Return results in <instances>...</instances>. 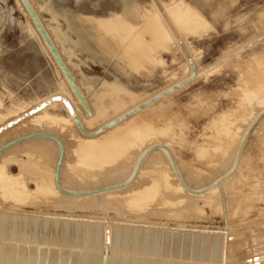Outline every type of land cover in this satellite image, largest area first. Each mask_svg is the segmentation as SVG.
Masks as SVG:
<instances>
[{"label": "rangeland", "instance_id": "obj_1", "mask_svg": "<svg viewBox=\"0 0 264 264\" xmlns=\"http://www.w3.org/2000/svg\"><path fill=\"white\" fill-rule=\"evenodd\" d=\"M27 1L40 18L78 90L85 94L88 109L98 99L102 100L104 109L94 123L83 120L87 112L73 94L43 38L34 33L33 21L21 0H0V51H3L0 52V96L4 103L22 99L43 106L41 100L44 99L48 112L71 120L65 122L64 131L75 128L82 129L87 135L91 131V134L98 132V135H103L118 127L133 130L135 136L132 134L131 139L138 143V147L135 145L132 150L134 144H130L120 148L118 153L114 151L104 163L105 169L99 168L103 171L113 169L111 174L116 171L111 175L112 179L109 177L113 183L123 180L122 173L117 172L124 171L125 174L126 169L132 167L128 165L130 162L134 164L135 158L132 160L130 155L138 154L146 140L148 143L151 140L150 144H154L156 139L167 144L163 147L165 149L157 145L151 147L149 152L154 156L145 162L142 177H139L141 180L138 178L142 184L136 181L139 187L144 181V184L147 181L151 185L154 181L158 185L156 187L152 183L154 189L151 185V191L155 192V197L143 207L134 206L125 197H119L116 204L113 202L109 207L98 204L90 208L81 200L73 201L65 195L77 208L67 200L69 207L63 203L66 198L62 196V201L61 196L43 192L36 185L42 177L50 183V162H44L45 159L38 155L33 158L22 155V176L33 192L25 203L11 205L6 201L3 204L4 208L14 211L11 214L3 212V218L7 223L14 219V223L17 222L15 231L22 237L11 243L30 250L38 248L37 257L51 252L57 256L60 255L58 252L73 255L74 249L78 251L79 247L70 242L80 238L84 240L82 226L97 223L96 219H105L109 224L114 223L113 242L125 249L114 251L115 264L122 258L126 264H209V260H212L210 264H220L223 235L230 236L225 246L228 249L226 264H264V101L257 103L264 99V0ZM114 87L119 90L117 94L108 95V90ZM253 99L257 100L254 101L256 104H252ZM111 103L112 108L109 107ZM105 125H109V129ZM6 127L0 125V133ZM82 130L76 131V135L81 136ZM138 137L146 143L137 141ZM54 140L63 151L59 140ZM73 141L71 144L75 145ZM7 147L3 146L1 151ZM128 147H131L130 153L127 152ZM18 149L19 146L16 147ZM156 151L161 155L164 153L167 160L169 155L175 164H179L176 165L177 170L182 169L185 175L178 171L183 180L179 183L185 189L188 187L187 190L201 189L219 175H222L219 178L226 177L225 180L222 178V184L218 182L219 186L208 192L212 205L202 204L205 202L200 199L192 200L191 193H187L189 201L185 200L177 195L181 189L175 194L170 189L166 191L161 175L164 170H172L166 168L169 165L164 163L166 159L163 161L165 155L161 156ZM128 155L129 162L125 168ZM235 155L236 161H233ZM0 157V162L11 173L20 172L17 160ZM227 162L231 167L226 170ZM80 163L74 162L72 170H64L67 172H63V176L78 175L75 179L82 178L81 182L88 178L84 182L90 180V188H93V175L98 174V178L103 177L102 174L106 176L107 171L101 173L98 168L88 170ZM114 168L119 169L114 171ZM109 174L110 171L107 176ZM55 176L56 187L58 185L57 189L61 187L58 190L62 191L57 173ZM96 177L94 180L98 179ZM175 180V183L171 182L173 180L170 183L176 185L178 181ZM81 182L76 185L77 188L79 186L77 190L86 189L87 185ZM101 198L98 199L100 202L104 197ZM134 233L138 236L133 238ZM177 233L188 236V246L197 238L204 245L192 252L183 247L184 250L169 249L170 245H175L171 241ZM65 237L69 243L65 242ZM166 239L168 242L165 243ZM56 240L62 244H54ZM131 241L138 246L139 253H131ZM166 251L169 254H165ZM181 252L189 254L188 257L179 259ZM92 253H96V248L91 250ZM57 258L54 259L56 262L62 259ZM48 259L45 260L47 264ZM136 259L140 261L136 263Z\"/></svg>", "mask_w": 264, "mask_h": 264}, {"label": "bare ground", "instance_id": "obj_2", "mask_svg": "<svg viewBox=\"0 0 264 264\" xmlns=\"http://www.w3.org/2000/svg\"><path fill=\"white\" fill-rule=\"evenodd\" d=\"M76 4V3H75ZM31 6V5H30ZM59 7V6H58ZM36 14V13H35ZM74 15V14H73ZM75 16V15H74ZM41 23V20L39 17H37ZM31 19V18H30ZM32 22V21H31ZM42 25V23H41ZM32 26H33V29H34V33L40 38L41 35L39 33V31L37 30V28L35 27L34 23H32ZM44 27V25H42ZM46 31V30H45ZM1 47V46H0ZM1 53H3V51H0ZM155 59V58H153ZM152 60V59H151ZM157 61V60H156ZM154 61L153 64H156ZM150 62V61H149ZM152 62V61H151ZM111 85V84H110ZM109 85V86H110ZM113 87V86H111ZM119 87V86H118ZM121 88V87H120ZM117 89V90H116ZM114 87L113 88H110L108 90V95H112V94H117V92L119 91L118 88ZM124 89V88H123ZM263 90V89H262ZM127 91V90H126ZM73 94L75 95L74 91L72 90ZM79 92L81 93L84 101H85V94L83 92H81L79 90ZM128 92V91H127ZM253 92V91H252ZM103 93V92H102ZM249 93V91H248ZM247 93V94H248ZM254 93V92H253ZM252 93V94H253ZM135 94V93H134ZM245 95V94H244ZM76 96V95H75ZM253 96H256V95H253ZM252 96V97H253ZM263 96V95H262ZM246 97V96H245ZM244 97V98H245ZM248 97V95H247ZM251 97V96H250ZM260 98V97H259ZM76 99L79 101V99L77 98L76 96ZM98 99V97H97ZM132 98H130L131 100ZM246 99H248L249 101V98H245V101ZM258 99V98H257ZM157 100V99H156ZM254 101L257 102V100H254L253 99V103L252 104H256V102L254 103ZM264 101V99H261L259 100L257 103L260 104ZM80 102V101H79ZM250 102V101H249ZM41 103L44 104L43 106H39L38 104H35V103H28L26 101H23L22 99H13L12 101H10L8 104H5L2 97L0 96V125H4V126H7L5 131L3 133H0V151L2 150V147L3 146H8L7 148H5L3 151L0 152V156H7L10 157L11 160H14V161H18V167H19V171L18 173L14 174V173H11L8 169H6V165L2 162H0V264H47V262L45 260L48 259V264H101V258H102V255H103V251H104V248L107 247L108 248V252H109V264H115L114 263V251L118 250V249H121L122 251H124V247L121 248V245L115 244V242H113V236H115V232L113 233L112 231V223L109 224L108 221H106L105 219H96L98 222L97 223H93V224H87V225H84L82 226V230L84 231L85 233V237H84V240H78L76 239V241H72L70 242L71 245L74 244V246H77L79 247V250L77 251L76 248L74 249V246L73 249L77 252H72L74 253L73 255L71 254H67V253H59L60 255L57 256V254L55 255V253L51 252L50 254H42V256H39L37 257V254L38 253V248H35L34 250H30V249H26V248H20L19 246H15L14 244H12L11 242L13 241H18V239L22 238L21 236H19V232L15 231L17 230V222L14 223V219H10V223H7L8 221H6L5 217L3 218V215L2 213L3 212H10V214L13 211V209L9 208V209H6L4 208L3 204L6 202V201H9L11 202V205L13 204H18L19 203H25L28 198H30L33 190L32 189H29L28 186H27V181L26 179L22 176L23 175V172H22V167H23V164L20 163V160H22V155L25 157V158H30L32 156L36 157V155L40 156L42 158L45 159L44 162H52V165L49 164V166H52L51 167V173H52V179L50 181V183H48L43 177L40 179L39 182H37V187L40 188V190H42L43 192H46V193H50L51 195L52 194H56L57 196H61V200L62 198L66 195H68V197H71L73 198L74 200L73 201H79L81 200L82 202H84L86 204L87 207H90L92 208L93 206L95 205H98V204H101L103 205V207L105 206H110L113 202L116 204L115 200H117L119 197H125L132 205H136V206H140V207H143V205H145L144 203L146 202H149L151 201L154 197H155V192H152L151 190L154 189V186L152 185V182L151 185L153 186V189L151 187V185L147 184L149 182L146 181V183L144 184L143 182V185H140L142 184L138 178L141 176V173H142V170L143 166H145V162L148 160V158L151 159V157L154 156V153L151 155L150 154V150H151V147L153 146H161V148L165 147L167 143H164V142H161V140L159 141V138H158V141L157 142V139L154 141V144H150V141L148 143V140H146V144L141 140V138H137L139 142H143L145 145H141V149H139V153L135 154L133 157L131 154L130 156L128 155L127 156V161L125 160L126 163H124L125 165V168H127V163L129 162L128 161V157L132 158V160H134L133 158H135L134 160V164L133 162H130L131 164L128 165L129 166H132L130 169V172L128 174V176H126L125 174H127L128 170L126 169V173L124 174L122 171H118L117 173L121 172L122 175H123V180L121 181H115L117 183H113V181H111L112 179V174H115V169H119V168H114V173L111 174V170L113 171V169H109L108 171H110V174L107 176V172L103 171L105 168L103 167L104 166V163L108 161V158H110L113 154L114 151H117L118 153V150L120 148H123V147H126L127 145H132L134 144V146L131 147H128V150L129 148H131L132 150L134 149L133 147H135V145H137L136 147H138V143L134 140L131 139V135L134 134L135 136V132H133V130H128L129 128L127 127H124V128H120L118 127V129H115L113 130L112 132H107L106 130H104V132H107V133H103V130H101L102 132H100L101 134L103 133V135H98L96 132V134H91L90 135H87L86 132H84L82 129H79L80 132L81 130L85 133L81 134L80 135H76V131H79V130H76L75 128H67L65 129L64 131V125H65V122H70L71 120L64 117V116H60V115H57V114H53V113H50L47 111L46 107H47V102L46 100H41ZM251 103V102H250ZM250 104V106L252 105ZM122 105V104H121ZM120 105V106H121ZM125 105V104H124ZM133 105V104H132ZM111 106L112 108V103L111 105H109V107ZM119 106V107H120ZM123 106V105H122ZM113 107H115V105H113ZM117 107V105H116ZM118 107V108H119ZM124 108V107H122ZM103 102L101 99H98L90 108H89V113H86V116L84 117V121H90L89 123H94L95 119H97V115L101 112H103ZM125 109V108H124ZM128 109V108H127ZM117 110V109H116ZM119 110V109H118ZM126 110V109H125ZM141 110V108H140ZM138 110V112L140 111ZM107 111V110H106ZM120 112V111H118ZM127 112V110L125 111ZM251 112V111H250ZM121 114L123 113V111L120 112ZM254 113V112H253ZM120 114V115H121ZM126 114V113H124ZM127 114H130V113H127ZM159 114V113H158ZM112 115V114H110ZM116 115V114H115ZM114 115V116H115ZM118 115V114H117ZM103 116V115H102ZM113 116V117H114ZM119 116V115H118ZM126 116V115H125ZM155 116V115H154ZM153 116V117H154ZM116 117V116H115ZM151 116V118H153ZM100 118V117H99ZM144 118V117H143ZM142 118V119H143ZM105 119V118H103ZM112 119V118H111ZM146 119V118H145ZM149 120H152L150 118H148ZM154 119L156 120V118L154 117ZM153 119V120H154ZM161 119V118H160ZM110 120V118H109ZM108 120V121H109ZM129 120V119H128ZM164 120V119H163ZM161 121V120H160ZM123 122V121H122ZM122 122L120 124H122ZM147 124H149L148 120L145 121ZM112 123V121L110 122ZM153 123V122H152ZM157 123V121H156ZM86 124V123H85ZM106 124V123H105ZM117 124V123H116ZM120 124H117V125H120ZM220 124V123H219ZM233 124V123H232ZM88 125V124H86ZM110 125V124H109ZM108 125V126H109ZM152 125V124H151ZM94 126V125H93ZM93 126H88L89 128L93 127ZM99 126V125H98ZM98 126H97V129H98ZM107 126V125H105ZM107 126V127H108ZM112 126V125H111ZM114 126V125H113ZM126 126V125H125ZM103 128V126H100ZM99 127V128H100ZM106 127V128H107ZM158 127V125H157ZM156 127V129H157ZM236 127V126H235ZM115 128V127H113ZM117 128V127H116ZM155 128V127H154ZM96 129V127H94V130ZM109 129V127H108ZM112 129V128H111ZM157 131L156 133H159V130H156ZM237 131V130H236ZM141 132V131H140ZM164 133V132H163ZM233 133V131H232ZM78 134V133H77ZM141 134H143L141 132ZM150 134V133H149ZM162 134V132H161ZM165 134V133H164ZM138 135V134H137ZM78 138H76V137ZM242 136V135H240ZM78 141H76V139ZM143 137H147V136H143ZM157 137V135H156ZM165 137V136H164ZM56 140L58 139L59 140V143L60 145H62V150L61 151V146H59L56 142H55V139ZM74 138V139H73ZM150 138V137H149ZM243 138V137H242ZM72 139V140H71ZM151 139V138H150ZM155 139V137H154ZM161 139V138H160ZM231 139V138H230ZM240 139V138H239ZM57 140V141H58ZM74 140V141H73ZM163 140V139H162ZM218 140V139H217ZM234 140V139H233ZM71 141V142H70ZM73 142H75L76 144H71ZM164 141V140H163ZM169 141V140H168ZM69 143V144H68ZM137 143V144H135ZM236 143H239L238 141H236ZM9 144V145H7ZM242 144V143H241ZM239 145V144H238ZM20 147V149L16 150V147ZM60 147V148H59ZM140 147V146H139ZM168 147V145H167ZM204 147V146H203ZM240 147V146H238ZM236 148V147H235ZM131 149L129 151H127L128 153L131 152ZM138 150V148H135V150ZM154 149V148H153ZM158 150V148H156ZM155 149V150H156ZM165 149V148H163ZM162 149V150H163ZM242 149V148H240ZM125 150V149H124ZM134 150V151H135ZM161 150V149H160ZM159 150V151H160ZM161 150V151H162ZM236 150H239V148H237ZM236 150H234L236 152ZM121 151V150H120ZM150 151V152H149ZM158 151V152H159ZM201 151V150H200ZM233 151V150H232ZM137 152V151H136ZM155 152V151H154ZM157 152V151H156ZM157 152V154H158ZM165 152V151H163ZM198 152V151H197ZM239 152V151H238ZM61 153H62V156H61ZM133 153V151H132ZM135 153V152H134ZM161 152H159V155ZM167 153V152H166ZM237 153V152H236ZM76 154L78 155L77 157L80 158V160H78L77 157H74L73 155ZM116 154V153H114ZM170 154V152H169ZM235 154V153H234ZM238 154V153H237ZM75 155V156H76ZM162 155H165L164 153ZM161 155V156H162ZM168 155V154H167ZM172 155V154H171ZM71 156H73V159H70L72 158ZM117 156V155H116ZM234 156V155H233ZM62 157V159H61ZM115 157V156H113ZM112 157V158H113ZM120 157V155H119ZM123 157V156H121ZM167 156L165 155V158H163V161H166ZM236 157L237 155H235V160L233 159V161H236ZM240 157V155H239ZM238 157V158H239ZM33 158V157H32ZM77 160L75 161L74 160ZM125 158V156H124ZM1 159V157H0ZM3 159V158H2ZM36 159V158H35ZM39 159V158H38ZM161 159V158H160ZM166 159V160H165ZM168 159L167 162H164V163H168V167H166L167 169L169 170H172L171 172H168L166 170H164L162 172V175H161V178H162V181L164 182L163 186L165 187V190L167 191V189L171 190L172 191V194L176 193L179 189H181V191L179 192L181 195L182 193H191V199L192 200H201L205 203H202V204H206L207 206L208 205H212L213 201L212 200H209V194L208 192L214 190V188H216L218 182H220L222 180V178L224 177H220L219 176H222V175H219L217 178H215V180H213L212 183H210L209 185L199 189L198 190L194 188L193 189H188V187L183 188V185H181L179 183L181 179V175H179V170L178 169V165L177 163L175 164V161L174 159H171L169 158V155H168ZM210 159V158H209ZM5 160V159H4ZM30 159H28L29 161ZM33 160V159H32ZM74 160V161H73ZM122 160V159H121ZM26 162V160H24ZM27 161V162H28ZM77 161H80L81 163H83L85 165V167L88 169V170H92L93 168H104V169H100L99 171L102 172H105L106 176L104 174H102L101 176L103 177H96V175L98 174H95L93 175V178L96 179H92L93 182L91 181V187L93 188H90V184L88 185V183H90L88 181L87 182H84V181H87L88 178L86 179H83L84 183L87 185V187L89 186V188H87L86 186V189L85 188H82V189H79V186L77 188L76 185H78V182L82 181L80 179H75L74 177V174L73 176H66L64 177L63 176V172H65L64 170H72L73 168V164L74 162L75 163H80V162H77ZM115 161V160H114ZM118 161V160H117ZM159 161V160H158ZM162 161V160H161ZM232 161V162H233ZM6 162V161H5ZM124 162V161H123ZM240 162V161H238ZM237 164H241V163H238ZM39 163V162H38ZM43 162L41 161V164ZM80 163V164H81ZM115 163H117L115 161ZM228 163V162H227ZM39 164V165H41ZM119 164V163H118ZM230 164H232L230 162ZM235 164V162H234ZM233 164V166H234ZM45 165V164H44ZM107 165V164H106ZM105 165V166H106ZM111 165V164H110ZM113 165V163H112ZM111 165V166H112ZM116 166V164H114ZM121 165V164H120ZM120 165L118 167H120ZM123 165V163H122ZM123 165V166H124ZM165 165V164H164ZM177 165V166H176ZM229 165V163H228ZM227 165V166H228ZM46 166V165H45ZM48 166V167H49ZM81 166V165H80ZM109 166V165H108ZM110 166V167H111ZM114 166V167H115ZM147 166V165H146ZM149 166V165H148ZM152 166H155L152 165ZM182 166V165H181ZM180 166V167H181ZM238 166V165H237ZM90 169H89V168ZM158 167V165H157ZM160 167V165H159ZM231 167V165H229L226 170ZM41 168V167H40ZM85 168V169H86ZM113 168V166H112ZM122 168V166H121ZM148 168V167H147ZM152 168V167H151ZM156 168V167H155ZM184 168V167H183ZM234 168V167H233ZM238 168V167H237ZM46 169V167L44 168V170ZM84 169V168H83ZM86 169V170H87ZM153 169V168H152ZM232 169V168H231ZM240 169V168H238ZM97 170V169H96ZM121 170V169H120ZM124 170V169H123ZM182 170V169H181ZM180 170V174L183 173L182 171ZM225 170V171H226ZM234 170V169H233ZM231 170V172L233 171ZM236 170V168H235ZM94 171V170H92ZM98 171V172H99ZM145 171V170H144ZM158 171V170H157ZM67 172V171H66ZM65 172V173H66ZM73 172V171H72ZM227 172V171H226ZM56 173H57V177L59 178L58 180H60V185L62 186L63 190L65 191L64 194H62L63 190L62 191H59L60 188L57 189L56 187ZM92 173V172H91ZM96 173V171H95ZM116 173V174H117ZM170 173L172 175H170ZM224 173V172H222ZM226 174V173H225ZM66 175V174H65ZM92 175V174H91ZM112 175V176H111ZM120 175V174H119ZM126 177H125V176ZM228 175V174H227ZM230 175V173H229ZM237 175V174H236ZM63 176V177H62ZM105 176V177H104ZM111 176V177H110ZM121 176V175H120ZM119 176V177H120ZM183 176L184 173H183ZM224 176V175H223ZM111 179H110V178ZM115 177H118V176H115ZM114 177V178H115ZM118 177V178H119ZM125 177V178H124ZM142 177V176H141ZM140 177V178H141ZM144 177V176H143ZM150 177V176H149ZM170 177H173L171 180V182L175 183V178L177 179L178 182H176L177 184L175 185H172V183H170L169 181V178ZM213 177V176H212ZM229 177V176H228ZM227 177V178H228ZM234 177V176H233ZM63 178V180H62ZM117 178V179H118ZM139 178V179H140ZM184 178V177H183ZM186 178L187 176L184 178V180L186 181ZM192 178V177H190ZM189 178V179H190ZM235 178V177H234ZM110 179V180H109ZM115 178V180H117ZM148 179V176L147 178ZM210 179V178H209ZM226 177L223 179L225 180ZM57 180V181H58ZM139 181L140 182V187L137 186V183L136 181ZM141 180V179H140ZM150 180V178H149ZM152 180H155L154 178ZM151 180V181H152ZM175 180V181H174ZM196 180V179H195ZM208 180V179H207ZM212 181V179H210ZM62 181V182H61ZM108 183H112V184H108ZM183 181V180H182ZM83 182H81L83 184ZM103 182H106L105 185H102L101 184ZM136 182V183H135ZM158 182V180H157ZM181 182V181H180ZM224 182V181H223ZM221 181L220 184L223 183ZM179 183V185H178ZM188 183V182H187ZM190 186L192 185V182L190 181ZM83 184V185H85ZM108 184V185H106ZM136 184V185H135ZM154 184V183H153ZM183 184V183H182ZM185 184V183H184ZM155 185V184H154ZM187 185V184H186ZM156 186V185H155ZM158 186V185H157ZM156 186V187H157ZM188 186V185H187ZM193 186V185H192ZM191 186V187H192ZM219 186V185H218ZM217 186V187H218ZM190 187V188H191ZM200 187V186H199ZM81 188V187H80ZM169 190V191H170ZM177 190V191H176ZM174 191V192H173ZM176 191V192H175ZM183 191V192H182ZM99 192V193H97ZM182 192V193H181ZM35 193V192H34ZM33 193V194H34ZM37 193V192H36ZM103 193V195H101ZM160 193V192H159ZM178 193V192H177ZM177 194L179 195L180 197L182 198H185V200H188L189 199V195L187 196L186 194L184 196H181L180 194ZM101 198V196L104 197V199L101 200H98L99 197L97 198L96 196L97 195ZM100 194V195H99ZM161 194V193H160ZM167 194V193H166ZM171 194V193H170ZM171 194V195H172ZM159 195V194H158ZM54 196V195H53ZM63 196V197H62ZM169 196V195H168ZM167 196V197H168ZM187 196V197H186ZM56 197V196H55ZM54 197V198H55ZM64 197V198H66ZM170 197V196H169ZM180 197H177V199L180 201L181 199H179ZM194 197V199L192 198ZM198 197V198H196ZM57 198V197H56ZM63 198V199H64ZM157 198V197H156ZM165 198V197H164ZM175 198V197H174ZM60 199V198H58ZM173 199V198H172ZM176 199V200H177ZM190 199V200H191ZM66 201H63V203H66L67 204V200H70L68 201L70 204L72 203L71 200L72 199H64ZM184 200V201H185ZM61 201V202H62ZM173 201V200H172ZM182 201V200H181ZM183 201V202H184ZM189 201V200H188ZM80 202V201H79ZM8 203V202H7ZM186 203V202H185ZM189 203V202H188ZM9 204V203H8ZM75 204V203H74ZM77 204V203H76ZM79 204V203H78ZM68 205V204H67ZM72 205V204H71ZM221 205V204H220ZM10 206V205H9ZM69 206V205H68ZM75 206V205H72V207ZM78 206V205H77ZM123 206V205H121ZM125 206V205H124ZM70 207V206H69ZM76 207V206H75ZM77 208V207H76ZM79 208V207H78ZM140 209V208H139ZM153 209V208H152ZM163 209V208H162ZM147 212V211H146ZM7 213V214H8ZM5 214V213H4ZM140 215V214H139ZM47 216H50L47 214ZM5 220V221H4ZM96 220H93V221H96ZM12 222V223H11ZM126 222V221H125ZM124 224H128L129 223H124ZM145 224V223H144ZM131 225V224H130ZM147 225V224H146ZM182 229V227H181ZM181 233H177V235L175 236V239L171 242H173V244L175 245H170L169 249H177L179 248L180 250H184L183 248H185V250H189V252L193 251V250H196L198 249L201 245L203 247L204 243L203 241L199 240L198 238L197 239H193V241L190 243L191 246H188V236L186 234H181ZM23 235V234H22ZM82 235V234H81ZM223 235V234H222ZM138 236L137 234H133V238ZM198 236V235H197ZM81 237V236H79ZM23 238H25L23 236ZM60 238V237H59ZM66 239L65 242H68L69 243V240L67 237H65ZM42 239V238H41ZM131 239V237H130ZM222 241H223V248H222V255H221V260H220V264H226L225 261L227 260V250L225 248L226 244L230 241V236L228 235H223L222 236ZM43 240H45V238H43ZM190 240V239H189ZM63 242V241H62ZM168 242V240L166 239L165 240V243ZM190 242V241H189ZM9 243V244H8ZM58 240L54 241V244H57L58 245ZM68 243H66L67 245H69ZM62 244V243H60ZM178 244V245H177ZM117 245V246H116ZM119 247V248H118ZM129 249L131 251V253H139V249H138V246L135 244V242H132L130 243L129 245ZM183 247V248H182ZM94 248H96V253H92L91 254V250H93ZM134 248V249H133ZM153 248V247H151ZM190 248V249H189ZM70 249V248H69ZM37 251V252H36ZM43 251V250H42ZM187 252V251H186ZM211 252V251H210ZM89 253V254H88ZM143 253H145V251H143ZM64 256H63V255ZM67 254V256L65 255ZM165 254H169V251H166ZM207 254V251L206 253ZM189 254H184L183 252H181L179 254V259L180 258H187ZM44 256V257H43ZM47 256V257H46ZM59 258H62L61 261L59 262H56L54 259H58L57 257ZM211 259H213V257L211 256ZM120 261L118 262V264H126L125 261H124V258L119 259ZM139 262L140 260H135V262ZM212 261V260H211ZM211 261L209 260V264L211 263ZM128 262V261H127ZM136 262V263H137ZM157 264V263H156Z\"/></svg>", "mask_w": 264, "mask_h": 264}, {"label": "water", "instance_id": "obj_3", "mask_svg": "<svg viewBox=\"0 0 264 264\" xmlns=\"http://www.w3.org/2000/svg\"><path fill=\"white\" fill-rule=\"evenodd\" d=\"M21 2L24 5L25 9L27 10L31 20L33 21L35 27L37 28L41 37L43 38L44 42L46 43L47 47L49 48L53 58L57 62L60 70L64 74L65 78L67 79V81H68L69 85L71 86L72 90L74 91L75 95L79 99V101L82 104V106L84 107L85 111L87 113H89V109H88L81 93L79 92L77 86L75 85V82L73 81L71 75L69 74V72H68L65 64L63 63L61 57L59 56L57 50L55 49V47L51 43L49 37L47 36V33L45 32V30H44L43 26L41 25L39 19L37 18L36 14L34 13L33 9L31 8L29 2L27 0H21ZM76 125L80 127V124L78 121H76ZM101 264H109V252H108L107 247L104 248L103 255L101 258Z\"/></svg>", "mask_w": 264, "mask_h": 264}]
</instances>
